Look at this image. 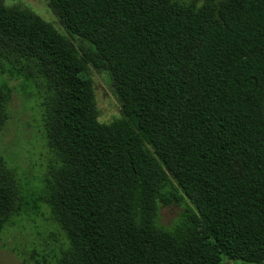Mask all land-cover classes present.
Here are the masks:
<instances>
[{
	"label": "trees",
	"instance_id": "trees-1",
	"mask_svg": "<svg viewBox=\"0 0 264 264\" xmlns=\"http://www.w3.org/2000/svg\"><path fill=\"white\" fill-rule=\"evenodd\" d=\"M48 3L66 33L0 0V72L43 92L58 160L42 199L64 244L37 263L264 264V0ZM90 66L122 117L99 120ZM23 195L0 154V232Z\"/></svg>",
	"mask_w": 264,
	"mask_h": 264
},
{
	"label": "rangeland",
	"instance_id": "rangeland-1",
	"mask_svg": "<svg viewBox=\"0 0 264 264\" xmlns=\"http://www.w3.org/2000/svg\"><path fill=\"white\" fill-rule=\"evenodd\" d=\"M14 6L35 12L44 20L65 32L58 15L48 0H3ZM79 49L84 42L70 37ZM94 81L96 104L101 122H110L123 116L121 104L114 92L108 73L90 66ZM10 86L7 103L8 119L0 129V154L13 170L24 194L25 202L14 212L0 232V264H38L43 255L49 258L59 253L64 234L43 202L46 181L58 160L47 143L44 129L43 92L33 82L10 78L0 72V85ZM187 200L160 205L157 222L175 229L184 219ZM35 253H37L35 255ZM35 255V257L33 256ZM226 264H237L230 259Z\"/></svg>",
	"mask_w": 264,
	"mask_h": 264
}]
</instances>
